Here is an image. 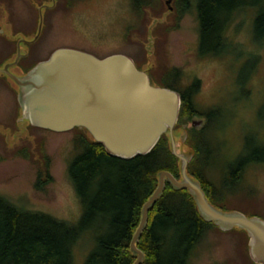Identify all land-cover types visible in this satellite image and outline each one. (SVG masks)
<instances>
[{"label": "trees", "instance_id": "16d2710c", "mask_svg": "<svg viewBox=\"0 0 264 264\" xmlns=\"http://www.w3.org/2000/svg\"><path fill=\"white\" fill-rule=\"evenodd\" d=\"M132 1L139 2L137 14L144 17L149 15L145 20L159 21L157 18L162 14L152 3L157 0ZM261 1L255 0V3ZM189 2L172 0V10H164L168 14L167 19L184 11L180 7L185 8ZM248 2L195 1L200 56L219 57L222 52L231 50L226 31L239 12L251 8ZM252 9V31L257 40H262L264 6ZM164 27H167V20L154 24L150 31L156 42L154 53L159 67L156 70L154 67L148 68L147 73L151 84L175 90L180 96L178 118L172 135L176 144L178 139L186 147L184 154L190 157L186 173L199 183L213 206L264 220V203L256 201L253 186L248 187L247 192L244 191L245 196H242L246 170L251 166L264 165V143L253 144V149L246 154L240 153L235 160H228L221 169L211 173L213 159L226 154L223 148L220 149L218 136L209 135L218 119L219 109L213 105L203 108L196 106L193 95L198 80L183 88L177 86L179 70L168 68V57L164 49L158 46L161 38L158 40L157 31ZM14 54L15 49H9L8 56ZM143 61L146 62L145 58ZM36 62H27L25 56L19 58L15 67L17 71L25 73ZM134 62L138 69H142L139 63ZM196 117L201 118L202 123L187 127L186 124ZM27 126L33 127L30 124ZM72 130L75 132L74 154L67 165V177L81 204L79 218L70 223L47 212L18 205L0 194V264H73V249L86 235H89L92 246L82 264H133L136 256L130 250V241L139 224L142 206L157 187L158 174L168 171L176 179H181V161L172 153L168 131L159 137L148 153L121 158L109 154L103 144L95 141L84 128L74 127ZM183 132L185 138L182 141ZM18 148L21 146L13 149V152ZM29 152L33 160L39 163L35 186L41 189L49 179L47 158L39 153L37 144L33 146L30 143ZM210 229L217 233H236L240 240L238 249L241 263L256 264L248 252L249 237L245 230L232 228L223 231L213 222L204 220L189 191L176 189L165 181L161 195L148 210L147 223L136 243L143 253L140 264H189L193 249Z\"/></svg>", "mask_w": 264, "mask_h": 264}, {"label": "rangeland", "instance_id": "374dc122", "mask_svg": "<svg viewBox=\"0 0 264 264\" xmlns=\"http://www.w3.org/2000/svg\"><path fill=\"white\" fill-rule=\"evenodd\" d=\"M131 1L78 0L69 8L56 7L51 14L54 19L46 22V7H54L55 0L40 1L42 6L38 0H0V68L14 58L8 56L11 48L15 49V56H22L33 47L32 55L30 52L26 57L29 62L43 60L59 47H71L98 57L123 53L142 69L156 70V42L150 31L154 24L167 20L166 28H158V46L168 57V68L179 70L177 86L183 88L198 80L193 95L196 106L213 105L219 109L209 135L218 136L220 149L226 154L213 159L211 173L240 153L246 154L253 144L264 143V39L255 38L251 21L252 8L264 6V0L258 4L249 0L251 8L239 12L226 31L231 50L219 57L198 54L196 0H189L185 8L180 7L184 11L168 19L165 0L154 1L153 6L162 14L159 21L145 20L149 15L137 16L136 21ZM13 70L19 74L16 68ZM14 87L10 79L0 74V194L28 209L74 223L80 216L81 204L67 177V165L74 154L75 132L31 128L27 123L19 130L14 123L20 114ZM30 143L37 144L39 153L47 158L49 179L41 189L35 186L39 163L29 152ZM18 146L21 148L13 152ZM176 151L186 153L178 139ZM242 184V196L253 186L256 201L264 203L263 166L249 167ZM220 233L210 229L193 249L189 264H242L239 236ZM91 246L89 235L83 236L73 249V264H82Z\"/></svg>", "mask_w": 264, "mask_h": 264}, {"label": "water", "instance_id": "95a60500", "mask_svg": "<svg viewBox=\"0 0 264 264\" xmlns=\"http://www.w3.org/2000/svg\"><path fill=\"white\" fill-rule=\"evenodd\" d=\"M171 3L172 0H165L169 10H172ZM25 55H14L12 61L0 68V74L15 86L20 111L15 126L19 125V130L24 123L57 132L84 128L109 154L121 158L148 153L164 132L170 133L172 153L181 161V179L168 171L158 174L157 187L143 204L139 224L130 241V250L136 256L133 264H140L143 259L136 243L147 223L148 210L161 195L165 181L176 189H187L204 220L223 231L245 230L250 258L256 264H264V227L258 224L264 225V220L213 206L199 183L186 173L190 157L176 151L172 135L180 107L178 92L151 84L148 68L138 69L134 60L123 53L98 57L81 49L59 47L25 73H14L12 68ZM200 123V119H193L186 126ZM184 138L185 132L181 134L182 141ZM254 237L262 249L261 256L254 250Z\"/></svg>", "mask_w": 264, "mask_h": 264}, {"label": "flooded vegetation", "instance_id": "af4514ba", "mask_svg": "<svg viewBox=\"0 0 264 264\" xmlns=\"http://www.w3.org/2000/svg\"><path fill=\"white\" fill-rule=\"evenodd\" d=\"M40 1H48V0H38V2H39V4H40V6H42V3H40ZM76 1H78V0H55V5H54V7H46V11H45V17H46V22H48V20L50 21L51 19H54V17L53 16H51V14L52 13H54V12H56V7L58 8L60 5L61 6H64L65 8H69L70 6H72V4H74ZM152 3H154V2H152ZM131 5H132V10L137 14V7H139V2H133V1H131ZM137 16L140 18L141 17V15L140 14H137L136 15V18H135V20L137 21ZM30 44H32V46L34 45L33 43H29V45ZM32 48L33 47H31V50L30 51H28V52H26V57L28 56V53H30L31 52V55H32ZM12 49V48H11ZM86 51V50H85ZM51 53V52H50ZM24 56V57H25ZM49 56V55H48ZM47 56V57H48ZM38 62V61H37ZM36 62V63H37ZM198 119H200L201 120V123H202V119L201 118H198ZM200 123V124H201ZM199 124V125H200ZM198 125V126H199ZM263 154V153H262ZM264 155V154H263ZM257 166H260V164L259 165H257ZM261 166H264V165H261Z\"/></svg>", "mask_w": 264, "mask_h": 264}, {"label": "bare ground", "instance_id": "6f19581e", "mask_svg": "<svg viewBox=\"0 0 264 264\" xmlns=\"http://www.w3.org/2000/svg\"><path fill=\"white\" fill-rule=\"evenodd\" d=\"M258 224H259V226H261L262 228L264 227L263 224H261V223H258ZM251 234H252V236H254L253 233H251ZM252 242H253V244H254V250H255V252H256L259 256H261V255H262V249H261V247H259L258 240L254 237L253 240H252Z\"/></svg>", "mask_w": 264, "mask_h": 264}]
</instances>
